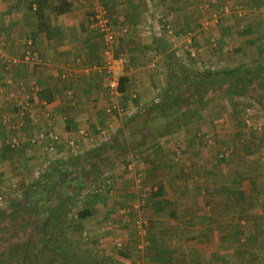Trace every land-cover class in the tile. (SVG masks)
I'll return each instance as SVG.
<instances>
[{"label":"crops","instance_id":"0c3cea01","mask_svg":"<svg viewBox=\"0 0 264 264\" xmlns=\"http://www.w3.org/2000/svg\"><path fill=\"white\" fill-rule=\"evenodd\" d=\"M63 1L65 13L52 11ZM102 1L117 36L115 53L128 59L123 69L111 72L92 19L95 0H49V37L37 33L31 0H0V199L12 204L26 170L80 157L87 163L92 156V163L101 160L108 169L94 178L105 188L97 192L102 195L91 207L95 214L87 219L95 220L85 232L96 243L86 247L92 261L264 264V146L259 141L257 149L248 146L240 135L235 147H226L233 123L222 127L228 115H219L213 100L195 114L183 109L184 121L171 123L177 132L158 138L161 147H138L146 149L144 159L138 149L103 147L117 138L125 120L144 114L159 66L170 71L161 40L181 66L187 59L183 72L198 73L206 61L208 67H228V55L236 65L241 57L240 67H264V0ZM123 77L129 80L124 93ZM184 80L194 93L195 82ZM114 81L117 91L109 88ZM44 90L52 91L51 101L40 99ZM259 116L264 123L263 110ZM47 131L57 141L38 139ZM257 131L261 137L264 128ZM131 153L135 156L124 165L120 155ZM67 246L73 255L74 244ZM237 250L244 251L242 262Z\"/></svg>","mask_w":264,"mask_h":264},{"label":"rangeland","instance_id":"374dc122","mask_svg":"<svg viewBox=\"0 0 264 264\" xmlns=\"http://www.w3.org/2000/svg\"><path fill=\"white\" fill-rule=\"evenodd\" d=\"M230 54V53H229ZM253 58V57H251ZM230 60V63L228 62L227 65H220L218 67L212 68V66L208 67V61H206L205 63H203V68H201L200 70L202 72H206V71H215V70H229V69H235L237 67H240V63L242 64L241 61V57L238 58L239 61L237 60V65L235 64V60H233V57L231 56H226L224 58V61L227 62V60ZM182 61L185 62L184 65H188V61L187 59H182ZM207 63V64H206ZM219 64V63H218ZM249 64V63H248ZM190 65V63H189ZM244 65V64H243ZM182 68L179 69V73L181 76L180 78H182L184 80V77L187 79L188 76H194L196 75L197 72L192 71L190 73V71L188 69H186L184 72L182 71ZM207 66V67H205ZM185 67V66H184ZM244 66H242L243 68ZM195 69V68H194ZM187 71H189L187 73ZM198 71V70H197ZM170 71L168 72L166 70V66L164 64H161V66H159L158 70H157V78L155 80V92L154 95H150V100L151 102L149 103L150 105L148 107H145L142 111L144 114H137L136 116H134L131 119L125 120L124 123H122L120 125V129L118 131H116V135L117 138H115V141H118V138L121 139V145L124 144V147H126V151L128 152H133V150L138 149V147H149L148 145L150 144L151 140H155V138L158 140L160 134L168 131V129L171 130V123H175L177 124V122H180L181 120H183V118H185V113L183 111H181V113L179 115H175V116H171L172 114H169V112H171L166 106H156V102H155V98L160 99V101H162V99L164 98L163 94L167 89V84L169 82L170 79ZM185 81V80H184ZM195 81L199 82L201 81V79H195ZM186 82V81H185ZM198 86V85H197ZM261 89L258 87V85L256 86V88L252 87V89H250L249 93L251 95V97H243V96H239V95H225L224 92L220 91V89L217 90H212L210 93H203L202 95H205V98H207V102H210L211 100L213 104H217V113L219 115L223 114V115H228L227 118L228 120H224V124L222 127H226V128H230L229 123H233V131L232 132H228L226 135H230L233 134V138L230 141L231 144H229V142L227 143L226 147H235V145H237V143L240 142V139H238L237 136H240L243 138L242 140H244V142L246 141L247 145H250L249 142H251V144L255 145V148L257 149V139L255 137H260V133H258L257 130H259V128H264V123H263V118L262 116H259L260 113H262V109L260 106V103L258 101V96L261 95L262 91H260ZM192 89L190 87H187L186 85L183 84V87L180 88V95H183L186 98L190 97V100H187L188 103H182L181 102V108L182 110L185 109V112H188V114H195L197 111H199L202 107V96L198 95L199 91H198V96L195 99V96H191ZM195 91V90H194ZM193 94V92H192ZM255 100H253V99ZM160 103V102H159ZM216 105H213V107H215ZM206 107V106H205ZM204 107V108H205ZM202 108V110L204 109ZM190 109V110H189ZM141 110L139 113H141ZM189 110V111H188ZM145 111V112H144ZM162 113V114H161ZM238 113H240L241 115V120L238 117ZM187 114V113H186ZM161 115V116H160ZM168 115V118H165L164 116ZM171 117V118H170ZM179 119V120H178ZM184 121V120H183ZM221 127V126H220ZM173 130H171L172 134L177 132L176 127H172ZM232 130V129H231ZM173 137H171L170 139H172ZM174 139V138H173ZM175 139H177V137H175ZM220 138H218L217 140H219ZM249 139V140H248ZM251 139V140H250ZM214 140V139H212ZM180 141V140H179ZM249 141V142H248ZM234 142V143H233ZM213 143H215L213 141ZM218 143V142H217ZM225 143V142H222ZM103 145V144H102ZM102 145H100L99 147H101ZM174 145V147H179V142H172V146ZM214 145V144H212ZM218 145V144H217ZM251 145V146H253ZM225 147V145H222ZM116 149H118L119 147H114ZM140 150V152L138 151ZM136 153L141 154L139 155L140 158L144 159L145 157H143L142 155H145L146 153L145 150L146 149H138ZM221 153H218V157L217 159L220 160V158H222L223 156H219ZM96 154H94L95 156ZM132 155H134V153H131L129 155L126 156H122L120 155V159L121 160H125V162L123 163L124 165H126V159H131V157H133ZM135 156V155H134ZM93 157L91 156L89 160H87V163H83L84 161L81 160V157L75 160L70 161L72 164H70V168L69 170L65 169L64 172L61 174V176L59 177V179H57L56 177L53 180H48V178L44 177L43 175L45 173H47V171H49L50 167H48V165L44 166V167H38V171L37 172H28L27 170L20 173V180L22 182V184H20V186L18 188H16V194L14 193L13 195H15L14 199H12L9 203H14L17 200L22 201V204H27V202H29V200L32 197H35L33 195H31L32 190H45V191H49V195L51 194H55L52 190L53 187H56L57 185H63L64 187H66V181L68 179H70L71 181L74 180V176L76 174H80V172H83V169H85V167L88 166V162L92 163ZM123 158V159H122ZM118 159V158H117ZM119 159V162H121ZM95 161V160H94ZM60 163H64L65 160L63 161H59ZM58 163V162H56ZM82 164V165H81ZM117 166L113 165L111 167V171L110 173H112V175L110 176V178H112L113 174H114V169ZM83 168V169H82ZM108 170V169H107ZM106 170V171H107ZM31 171V170H29ZM68 171V172H67ZM47 175V174H46ZM62 175H64L62 177ZM80 179V178H79ZM75 179L74 183L78 184L81 179ZM66 180V181H65ZM107 181L111 182L110 179H108ZM104 182H100V180H92L88 183L87 185V189L83 190V194H75L74 199L72 201L69 202L68 204V209L69 212L67 213V219H65L66 221L64 222V224H62V226H60L61 228L58 230L57 228L54 227V225L52 224V222L49 221V219L47 220L46 214H41V216L37 217L38 225L43 224V222H47V229L44 233H46L48 235V240L44 243L45 247H48L47 244H51L50 246H53V249L51 250V256H53L55 259H61L62 261H64L65 264H105V263H100L99 261H92L94 259H92L91 257H88V253L86 250V247L89 245H96L95 241L90 240L89 235L85 234V232L87 233L88 228H90L93 223V221L95 220H89L90 222H88V220H81L78 218L77 213L83 209H90L91 207H95V205L97 204L95 202V200L99 199L98 197L100 195H102V193H97L99 191V189L103 188ZM33 185V186H32ZM32 187L31 191L29 190ZM34 187V188H33ZM100 187V188H98ZM105 188V187H104ZM108 189V188H107ZM106 189V190H107ZM113 189V188H111ZM102 190V189H101ZM52 191V193H51ZM43 193L42 195H40V193H38L39 195L37 197L42 199V202L47 203L46 201L49 199L48 204H52L51 200H50V196L46 195L48 193ZM106 193V192H105ZM8 197V196H7ZM107 197L109 198V200L115 197L114 194H110L107 195ZM11 198L10 196L8 197V199ZM58 202V199H57ZM60 202V201H59ZM58 202V203H59ZM46 204V205H48ZM56 204V203H55ZM61 204V203H60ZM7 206V205H6ZM62 206V205H60ZM25 210L26 213H30V214H35L33 212V210L31 208H27L26 206ZM16 208V207H15ZM15 213H18V211H16V209L14 210ZM36 211V210H35ZM54 213V211H53ZM36 215V214H35ZM58 215V214H57ZM128 217L130 218L131 223L133 224L134 221V215L130 214L128 215ZM245 221V220H244ZM243 221V222H244ZM92 224V225H91ZM138 224V223H137ZM142 226V225H141ZM58 237V238H57ZM60 239V243L58 242V240ZM53 240L54 243L51 241ZM55 241L58 242L60 245L58 246V244H55ZM74 244L75 249H74V254H70V249H68L69 244ZM55 244V246H54ZM43 245V244H41ZM58 248H55V247ZM51 249V248H50ZM96 250L97 256H101L102 254H99V247L94 248ZM93 249V250H94ZM46 250H49V248H46ZM69 251V252H68ZM92 251V249H91ZM102 251V250H100ZM72 252V251H71ZM76 252V253H75ZM91 253V252H90ZM101 258L99 257V260ZM44 261H46V259H43ZM108 264H114V263H108Z\"/></svg>","mask_w":264,"mask_h":264},{"label":"trees","instance_id":"16d2710c","mask_svg":"<svg viewBox=\"0 0 264 264\" xmlns=\"http://www.w3.org/2000/svg\"><path fill=\"white\" fill-rule=\"evenodd\" d=\"M34 4L37 5V9L34 10L33 6ZM66 2L63 1L61 3V6L58 8L52 9V11L56 13H65L66 11ZM28 6L31 11H34L35 18L37 20V33H42L46 32L47 36L49 37L50 30H51V25L50 21L47 20L46 18V10H50V4L49 0H31V2L28 3ZM163 39V38H162ZM161 48L163 49V52L166 53V57L168 58L169 64H170V79L168 84H167V89L164 92V98L160 103H157L156 106H166L171 112L169 114H172L171 116L179 115L181 113L182 108L180 107L183 103H188V99L184 98L183 95H180V88L183 84H186V82L180 78V74H178L179 69L182 68L181 64L178 63L177 60V55L172 52L171 48L169 47L168 44H166L165 41L161 40L160 43ZM188 73V71H187ZM189 78L192 79L195 83L193 84L196 86L195 92L191 96H195L196 94H199L202 96V108H204L209 102L205 101V95H202L203 93H210L212 90H217L220 89V91L224 92L225 95H239L243 97H251L249 91L252 89V87L256 88L258 85L259 88L261 89L262 93L260 96H258V101L260 103L261 109L264 111V67H257V68H246V67H237L235 69H229V70H216V71H206V72H198L194 76H188ZM201 79V81L197 82L195 79ZM188 79V78H187ZM128 77H123L120 79V85H119V90L120 92L124 93L126 91V84L128 83ZM198 85V86H197ZM189 87L188 85H186ZM40 99H47L48 101H51L53 95L52 91L50 90H44L40 94ZM253 99V98H251ZM255 100V99H253ZM162 114V113H161ZM161 116V115H160ZM168 115L164 116L165 118ZM239 119H241L240 113H238ZM179 126V125H178ZM182 126V125H181ZM171 130L172 127H176L175 125L172 126L170 125ZM170 129L164 133V135L172 134ZM263 135L261 137H255L257 139V142L259 141L260 146H264V133L262 132ZM163 133L160 134L157 137H162L164 136ZM115 140V138H114ZM113 140V141H114ZM158 144V140L155 138V140H151L150 142V147H161L156 145ZM254 144V143H253ZM251 144V145H253ZM248 145V146H251ZM116 147H122L121 146V140L118 138V141H115ZM71 162H64V163H52L49 171L45 173L43 176L48 178V180H53L55 177L60 180L61 174L64 172L65 169L69 170ZM68 172V171H67ZM47 174V175H46ZM64 175H62L63 177ZM33 186V185H32ZM34 188V187H33ZM32 187L29 189L31 191ZM52 189H55L53 187ZM47 191L45 190H32L31 195L35 196L32 197L27 204H24L27 208H31L33 212L36 214V217L41 216V214H46V219L54 225L55 228L58 230L61 228L62 224L66 221L67 219V213L69 212L68 209V202L65 201V199H58V202H55L53 204H48L49 199L46 201L47 203L42 202V199L37 197L40 193L42 195L43 193L45 194ZM49 192V191H48ZM49 195V194H46ZM240 200V199H239ZM19 201L17 200L12 204L7 205L8 207H16L18 208ZM22 202V201H20ZM61 203V204H60ZM236 203V202H235ZM239 204V210L243 208L240 205V201H237ZM48 204V205H46ZM62 205V206H60ZM5 205V207H7ZM5 207H0V209H3ZM36 210V211H35ZM54 211V213H53ZM58 214V215H57ZM95 214V211L93 208L90 209H83L77 213V216L81 220H87L88 218L92 217ZM58 238V237H57ZM58 240V239H57ZM53 243L54 241L51 240ZM60 239L58 240V242ZM56 242L55 244L60 245L59 243L61 242ZM54 244V246H55ZM51 244H48V248L51 251L53 249V246H49ZM14 247V246H13ZM51 248V249H50ZM55 248H58L57 246ZM46 249V248H45ZM76 253V252H75ZM119 254L121 256H124L123 252L119 250ZM244 254V251L237 250L235 252L236 257L239 259L240 262H242V255ZM48 255H46V258ZM44 258V259H46ZM47 260V259H46ZM0 264H2L0 262ZM3 264H65L64 261H60V259H55L49 260L48 263L46 261H42L41 259L38 258H33L30 255L24 254V256L20 259H13L9 260L8 263L3 262Z\"/></svg>","mask_w":264,"mask_h":264},{"label":"flooded vegetation","instance_id":"af4514ba","mask_svg":"<svg viewBox=\"0 0 264 264\" xmlns=\"http://www.w3.org/2000/svg\"><path fill=\"white\" fill-rule=\"evenodd\" d=\"M113 140L105 143L106 145L103 147H116ZM105 170V162H101V160H99V165L96 163L88 164L83 172L81 171L80 174L74 176V180L81 179L78 184H75L74 180L68 179L65 180L66 187L61 184L52 189L55 194L49 195L51 203L57 202V199H65L69 203L74 199L75 194H83L82 192L87 189L88 183L95 177H99ZM47 193L49 194V192ZM19 205L18 208L7 206L0 209V262L2 264L3 262L8 263L10 259H20L24 254H27L42 261L48 255L46 258V263H48L54 257L50 255V250L45 249L48 247L44 246L48 240V235L44 233L48 226L47 222L45 220L43 224L38 225L39 221L35 214L26 213L25 207L20 201ZM15 209L18 213H15Z\"/></svg>","mask_w":264,"mask_h":264},{"label":"built area","instance_id":"2783aa9c","mask_svg":"<svg viewBox=\"0 0 264 264\" xmlns=\"http://www.w3.org/2000/svg\"><path fill=\"white\" fill-rule=\"evenodd\" d=\"M34 10L37 9V5L34 4ZM92 19L96 24L98 30L103 36L104 45L106 48V68L111 72L115 69H123L127 65V57L124 54L115 53V48L117 47V36L114 33L113 26L111 24L110 11L108 6L101 0H95L92 10ZM170 34L171 32H167ZM109 88L113 91H117L118 82H112L109 84ZM156 103L160 102V99H155ZM50 139L51 141H57V137L53 131H47L39 135L40 140ZM132 168V167H131ZM140 181V180H139ZM6 205L3 198L0 199V207ZM121 247V244H117Z\"/></svg>","mask_w":264,"mask_h":264}]
</instances>
